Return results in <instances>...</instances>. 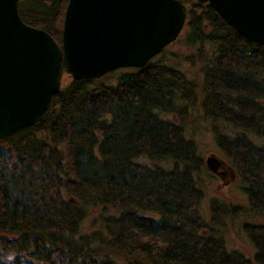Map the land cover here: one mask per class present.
Here are the masks:
<instances>
[{"label": "trees", "instance_id": "1", "mask_svg": "<svg viewBox=\"0 0 264 264\" xmlns=\"http://www.w3.org/2000/svg\"><path fill=\"white\" fill-rule=\"evenodd\" d=\"M178 1L198 81L164 61L166 46L141 69L72 80L41 122L0 141V264H264V48L207 3ZM68 2L19 0L18 13L57 42ZM188 106L211 124L245 206L214 199L201 213L196 143L168 118ZM95 207L102 229L80 234ZM243 214L255 217L242 226L252 259L220 234Z\"/></svg>", "mask_w": 264, "mask_h": 264}, {"label": "water", "instance_id": "2", "mask_svg": "<svg viewBox=\"0 0 264 264\" xmlns=\"http://www.w3.org/2000/svg\"><path fill=\"white\" fill-rule=\"evenodd\" d=\"M61 44L25 25L19 0H0V141L41 122L60 89L61 64L71 80H97L119 69H141L183 32L178 0H68ZM227 27L264 48V0H198ZM213 174L222 168L207 158Z\"/></svg>", "mask_w": 264, "mask_h": 264}, {"label": "rangeland", "instance_id": "3", "mask_svg": "<svg viewBox=\"0 0 264 264\" xmlns=\"http://www.w3.org/2000/svg\"><path fill=\"white\" fill-rule=\"evenodd\" d=\"M183 33L184 32L181 33V35L174 41L173 44L168 45L164 49L165 51L162 58L168 64L179 67L189 79L198 81L200 78L197 68L198 63L196 59H191L190 55L192 52L186 47V45H184L182 41ZM57 42L59 45L61 44L60 37L59 41ZM191 61H193L195 65L191 63ZM110 79L108 80L112 82ZM60 80V88H64V86L68 85L72 81L68 72L64 70L60 74ZM168 118L174 120L176 123H180L183 127V130L186 131L187 136H190L196 143V153H198L201 164V169L197 174V183L204 192V199L200 205L201 213L203 215H207V205L211 200L214 199H218L224 203H230L234 206H245L246 197L241 192V184L239 183L238 175L235 172L232 163L229 162L223 153L218 149L215 136L213 137V129L211 124L202 118L201 108L188 106V114L181 119V122L175 115L172 117L169 116ZM212 156L222 163V168L217 170V172L222 173V175L214 173L212 174L207 169L205 161L207 158ZM140 162L149 164V161L146 159H140ZM159 164L167 166L161 162ZM88 213H90L89 216L81 223L82 226L80 228V234H89L90 232H93V230H101L103 226V224H101L103 217L107 216V213L101 212L99 207L90 209ZM253 221H255V217L251 216L250 214H243L238 219H234L233 221L225 219L223 222H221L223 229L220 231V234L229 249L243 252V254L249 259H252L254 251L251 242L247 239L244 230L242 229V226L245 223ZM118 262L121 263L122 261L119 260ZM30 264L35 263L32 262Z\"/></svg>", "mask_w": 264, "mask_h": 264}]
</instances>
